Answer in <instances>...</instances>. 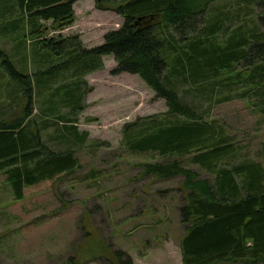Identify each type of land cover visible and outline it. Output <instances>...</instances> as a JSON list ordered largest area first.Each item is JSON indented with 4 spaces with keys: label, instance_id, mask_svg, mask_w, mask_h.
<instances>
[{
    "label": "trees",
    "instance_id": "16d2710c",
    "mask_svg": "<svg viewBox=\"0 0 264 264\" xmlns=\"http://www.w3.org/2000/svg\"><path fill=\"white\" fill-rule=\"evenodd\" d=\"M76 1L7 0L0 10L35 65L30 72L25 57L17 68L0 50L1 76L13 87L5 112L16 105L21 112L11 121L0 113V174L14 198L21 201L27 189L80 168L75 149L88 133H79L77 117L91 92L85 78L113 57L112 75L137 76L166 102V113L127 126L123 145L133 155L164 159L145 164V176L182 180L183 264H264V167L244 159L200 107L223 87L219 98L253 94L251 102L264 115V0H236L233 15L212 8L222 0H95L99 10L124 18L103 45L86 49L71 37L42 39L41 21L54 30L74 23ZM44 124L55 129L49 140L62 149L42 141ZM86 237L75 259L61 264H134L97 235Z\"/></svg>",
    "mask_w": 264,
    "mask_h": 264
},
{
    "label": "rangeland",
    "instance_id": "374dc122",
    "mask_svg": "<svg viewBox=\"0 0 264 264\" xmlns=\"http://www.w3.org/2000/svg\"><path fill=\"white\" fill-rule=\"evenodd\" d=\"M6 4L7 0H0V10ZM237 6L236 0H222L212 8L233 15ZM74 11V23L61 30L52 29V22L41 21L42 39L71 37L92 49L103 45L105 36L124 23L114 12L99 10L95 0H77ZM255 11L261 13L259 7ZM20 41L18 30L0 15V50L17 68L26 57L30 72L34 71L32 58L19 46ZM103 62L102 71L85 78L91 92L86 95L85 110L77 117L79 133H88L87 141L75 149L80 168L54 182L27 189L21 201L14 198L0 174V264H61L75 259L87 233L127 253L134 264H183L182 180L145 176V164L164 159L153 154L133 155L123 145L125 128L166 113V102L139 77L112 75L116 68L113 57H105ZM2 71L0 62L1 119L11 121L14 114L19 117L20 105L5 112L13 87L7 86L10 79L1 76ZM222 90L218 87L213 94L218 95L214 102H200L206 119L233 138L244 159L264 167V115L251 102L253 94L241 97L240 91L233 92L225 95L229 97L225 102L219 98ZM44 127L42 141L54 151L62 149L58 140H49L55 137V129L47 124Z\"/></svg>",
    "mask_w": 264,
    "mask_h": 264
}]
</instances>
